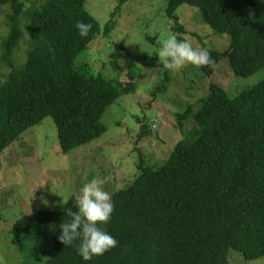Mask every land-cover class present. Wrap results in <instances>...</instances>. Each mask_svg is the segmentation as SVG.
<instances>
[{"label":"trees","instance_id":"obj_1","mask_svg":"<svg viewBox=\"0 0 264 264\" xmlns=\"http://www.w3.org/2000/svg\"><path fill=\"white\" fill-rule=\"evenodd\" d=\"M86 1L42 0L25 11V0H0L9 8L0 57L8 69L0 80V152L51 117L66 154L100 138L106 132L103 114L121 95L135 91L142 76L132 70L115 83L89 73L88 66H76L102 33ZM183 4L197 8L210 29L231 37L223 51L205 48L214 65H190L188 74L210 78L224 60L238 78L264 69V0H167L165 14L178 39L184 38L175 11ZM25 12L29 49L17 65L13 58ZM77 20L93 25L87 37L78 36ZM169 81L164 71L152 96L166 91ZM208 89L196 111L177 116L180 129L184 118L194 126L168 159L155 167L140 159L136 179L112 195L114 211L103 227L118 240L117 247L86 262L76 247L59 241V225L70 219L67 210L77 211L73 196L61 211L39 210L19 219L11 228L14 241L24 249L29 240H48L44 264H229L230 250L245 262L263 257L264 78L234 97L218 84ZM140 131L139 139L149 134L146 125Z\"/></svg>","mask_w":264,"mask_h":264},{"label":"rangeland","instance_id":"obj_2","mask_svg":"<svg viewBox=\"0 0 264 264\" xmlns=\"http://www.w3.org/2000/svg\"><path fill=\"white\" fill-rule=\"evenodd\" d=\"M41 1L25 0L24 10ZM120 1H86V10L102 33L79 55L76 66H88L89 73H100L115 83L123 82L129 70L142 77L136 79L133 93L121 95L103 114L106 132L100 138L63 154L54 121L46 117L0 152V264L46 261L51 244L48 240H29L24 249L14 241L11 228L22 217L39 210H63L69 198L76 197L82 184L94 176L107 178L103 187L113 195L136 179L140 159L151 167L164 163L194 126L190 118H184L180 129L177 116L187 110L196 111L211 83L222 86L234 97L264 78V69L247 78L235 77L226 60L218 64L210 78L195 71L188 74L190 65H186L176 73L168 71L166 91L153 97L152 91L164 72L157 53L163 40L173 32V21L165 14L167 0ZM113 12V23L105 33L103 28ZM7 13L8 6H0V57L1 43L8 33ZM175 15L183 29L182 37L193 47L223 51L230 43V35L210 29L197 8L183 4ZM26 26L25 12L23 38L13 58L17 65L25 61L29 49ZM7 73L8 69L0 64V80ZM143 125L149 134L139 139ZM229 262L264 264V256L245 262L238 252L230 250Z\"/></svg>","mask_w":264,"mask_h":264},{"label":"clouds","instance_id":"obj_3","mask_svg":"<svg viewBox=\"0 0 264 264\" xmlns=\"http://www.w3.org/2000/svg\"><path fill=\"white\" fill-rule=\"evenodd\" d=\"M93 25L77 20L74 28L79 37H87ZM162 71L176 73L186 65L194 67L215 64L207 49L195 48L188 39H178L170 33L157 53ZM107 178L92 177L82 184L75 197L77 211L67 210L69 220L59 225V241L66 247H76L83 261L102 256L118 246V240L105 230L114 211L112 195L103 185Z\"/></svg>","mask_w":264,"mask_h":264}]
</instances>
